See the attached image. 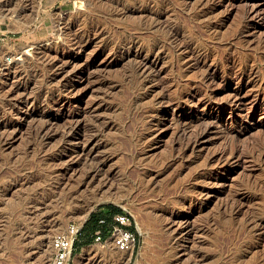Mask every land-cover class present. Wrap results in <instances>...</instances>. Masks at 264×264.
Returning a JSON list of instances; mask_svg holds the SVG:
<instances>
[{
  "label": "rangeland",
  "instance_id": "1",
  "mask_svg": "<svg viewBox=\"0 0 264 264\" xmlns=\"http://www.w3.org/2000/svg\"><path fill=\"white\" fill-rule=\"evenodd\" d=\"M110 204L69 264H264V0H0V264Z\"/></svg>",
  "mask_w": 264,
  "mask_h": 264
},
{
  "label": "built area",
  "instance_id": "2",
  "mask_svg": "<svg viewBox=\"0 0 264 264\" xmlns=\"http://www.w3.org/2000/svg\"><path fill=\"white\" fill-rule=\"evenodd\" d=\"M100 228L92 234L93 242L103 245L109 239L113 246L121 251L133 248L136 235L129 228L132 226L127 213L116 214L109 223L104 219L98 221ZM107 228L105 235L102 228ZM81 226L77 223L68 224L67 230L55 235L51 243V257L47 264H69L74 250V245L81 236Z\"/></svg>",
  "mask_w": 264,
  "mask_h": 264
},
{
  "label": "trees",
  "instance_id": "3",
  "mask_svg": "<svg viewBox=\"0 0 264 264\" xmlns=\"http://www.w3.org/2000/svg\"><path fill=\"white\" fill-rule=\"evenodd\" d=\"M125 213L121 208L114 206V205H104L99 208V211L94 212L91 214V218L87 227L82 228L81 236L79 237L80 241L75 243L78 247L79 245H88L93 242L92 234L93 232L100 228L98 225V221L104 219L106 223L111 221V218L116 214ZM131 231L135 232L134 225L129 228ZM107 228L104 226L102 228L103 234L105 235ZM74 245V246H75Z\"/></svg>",
  "mask_w": 264,
  "mask_h": 264
},
{
  "label": "bare ground",
  "instance_id": "4",
  "mask_svg": "<svg viewBox=\"0 0 264 264\" xmlns=\"http://www.w3.org/2000/svg\"><path fill=\"white\" fill-rule=\"evenodd\" d=\"M92 203H94V202H92ZM112 244V243H111ZM113 245V244H112ZM115 247V246H114ZM51 248V247H50ZM116 248V247H115ZM117 249V248H116ZM119 250V249H118ZM119 251H121V250H119ZM44 258V253L43 252H41L40 253V255L38 256V260L40 261V260H42Z\"/></svg>",
  "mask_w": 264,
  "mask_h": 264
},
{
  "label": "water",
  "instance_id": "5",
  "mask_svg": "<svg viewBox=\"0 0 264 264\" xmlns=\"http://www.w3.org/2000/svg\"><path fill=\"white\" fill-rule=\"evenodd\" d=\"M92 206H93V205H89V208H88V209H90ZM91 212H92V211L89 212V215L91 214Z\"/></svg>",
  "mask_w": 264,
  "mask_h": 264
}]
</instances>
